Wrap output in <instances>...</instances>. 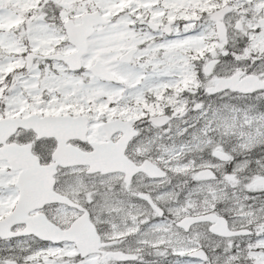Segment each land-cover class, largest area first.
Here are the masks:
<instances>
[{
	"label": "snow or ice",
	"instance_id": "1",
	"mask_svg": "<svg viewBox=\"0 0 264 264\" xmlns=\"http://www.w3.org/2000/svg\"><path fill=\"white\" fill-rule=\"evenodd\" d=\"M0 264H264V0H0Z\"/></svg>",
	"mask_w": 264,
	"mask_h": 264
}]
</instances>
